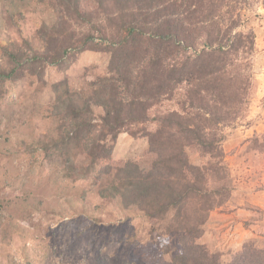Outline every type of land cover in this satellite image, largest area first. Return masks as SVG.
<instances>
[{"label": "trees", "instance_id": "16d2710c", "mask_svg": "<svg viewBox=\"0 0 264 264\" xmlns=\"http://www.w3.org/2000/svg\"><path fill=\"white\" fill-rule=\"evenodd\" d=\"M52 1L59 22L43 47L27 38L0 42V94L27 73L40 78L47 66L62 67L85 50L108 52L109 71L80 88L68 76L55 81L50 134L33 145L50 161L54 153L87 157L100 196L140 211L172 264H264V247L255 241L223 262L201 240L210 211L230 192L220 184L226 167L218 131L238 104L233 71L254 47V33L237 30L251 1ZM4 20L0 15V27ZM170 102L178 108H167ZM123 131L148 138L139 160L112 159ZM189 147L208 161L192 163Z\"/></svg>", "mask_w": 264, "mask_h": 264}, {"label": "rangeland", "instance_id": "374dc122", "mask_svg": "<svg viewBox=\"0 0 264 264\" xmlns=\"http://www.w3.org/2000/svg\"><path fill=\"white\" fill-rule=\"evenodd\" d=\"M250 1L237 30L252 31L255 43L233 71L241 88L238 104L230 122L218 131L226 167L220 184L230 192L210 211L201 239L223 262L246 242L264 247V0ZM0 15L5 18L0 42L27 38L40 48L59 22V8L52 0H0ZM109 59L108 52L85 50L62 67L47 66L40 78L27 73L3 87L0 264H172L159 239L151 238L140 211L125 207L119 198L100 196L94 174L86 172L87 157L54 153L50 161L33 145L50 134L52 84L68 76L73 87L80 88L108 73ZM166 106L178 108L175 102ZM95 112L99 118L103 110L96 107ZM148 149L147 137L123 131L112 159L137 161ZM187 154L196 165L208 161L198 149L189 147Z\"/></svg>", "mask_w": 264, "mask_h": 264}]
</instances>
